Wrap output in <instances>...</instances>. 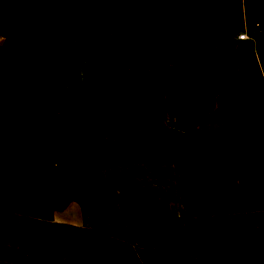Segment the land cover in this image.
Returning <instances> with one entry per match:
<instances>
[{
  "label": "rangeland",
  "instance_id": "obj_1",
  "mask_svg": "<svg viewBox=\"0 0 264 264\" xmlns=\"http://www.w3.org/2000/svg\"><path fill=\"white\" fill-rule=\"evenodd\" d=\"M0 264H264V0H0Z\"/></svg>",
  "mask_w": 264,
  "mask_h": 264
},
{
  "label": "crops",
  "instance_id": "obj_2",
  "mask_svg": "<svg viewBox=\"0 0 264 264\" xmlns=\"http://www.w3.org/2000/svg\"><path fill=\"white\" fill-rule=\"evenodd\" d=\"M74 209L76 210V208L72 207V205L68 206V208L66 207L61 208V203H58L56 210H57V216H58L59 222L63 224H69V225L77 224V223H73L70 218L71 217L70 212Z\"/></svg>",
  "mask_w": 264,
  "mask_h": 264
},
{
  "label": "trees",
  "instance_id": "obj_3",
  "mask_svg": "<svg viewBox=\"0 0 264 264\" xmlns=\"http://www.w3.org/2000/svg\"><path fill=\"white\" fill-rule=\"evenodd\" d=\"M50 137H49V139H48V141H49V143L51 144V145H53V147H55L56 148V150H58L57 149V147L59 146H68L69 144H71V140H68L69 138L67 137H65L64 135H62L60 138H56V137H54L53 135H49Z\"/></svg>",
  "mask_w": 264,
  "mask_h": 264
},
{
  "label": "water",
  "instance_id": "obj_4",
  "mask_svg": "<svg viewBox=\"0 0 264 264\" xmlns=\"http://www.w3.org/2000/svg\"><path fill=\"white\" fill-rule=\"evenodd\" d=\"M198 112H193V113H191L188 117H187V121H190L191 120V118L195 115V114H197ZM237 122V119L235 118V117H233L232 119H231V124H235ZM191 131V133H194V129H191L190 130Z\"/></svg>",
  "mask_w": 264,
  "mask_h": 264
},
{
  "label": "built area",
  "instance_id": "obj_5",
  "mask_svg": "<svg viewBox=\"0 0 264 264\" xmlns=\"http://www.w3.org/2000/svg\"><path fill=\"white\" fill-rule=\"evenodd\" d=\"M248 39H249V36L246 33H241L238 35V41L240 42L247 41Z\"/></svg>",
  "mask_w": 264,
  "mask_h": 264
}]
</instances>
